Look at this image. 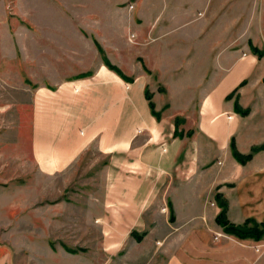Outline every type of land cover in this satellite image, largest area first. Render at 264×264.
I'll use <instances>...</instances> for the list:
<instances>
[{"label": "crops", "instance_id": "crops-1", "mask_svg": "<svg viewBox=\"0 0 264 264\" xmlns=\"http://www.w3.org/2000/svg\"><path fill=\"white\" fill-rule=\"evenodd\" d=\"M105 1L122 4L116 13L127 14L136 35L130 42L127 29L106 27L99 38L109 62L129 80L102 61L90 68L85 46L74 58H88L79 71L51 76L54 87L40 91L57 95L68 115L36 116L33 150L41 170H62L96 143L111 156L116 193L129 197L125 209L132 217L124 226L146 225L142 215L154 195L174 197L188 185L203 188L195 195L210 189L217 208L203 197L197 206L190 193L185 208L194 203L201 214L214 213L222 230L216 217L223 205L229 224L263 225L264 149L241 162L233 147L246 156L264 143V56L251 49L264 50L254 40L264 34V18L253 14L264 0ZM26 41L23 65L38 67L42 55ZM52 66L55 73L61 67ZM174 204L169 196L171 212ZM195 242L191 264H264V237L227 234L211 247L200 236ZM183 257L170 264H185Z\"/></svg>", "mask_w": 264, "mask_h": 264}, {"label": "rangeland", "instance_id": "rangeland-1", "mask_svg": "<svg viewBox=\"0 0 264 264\" xmlns=\"http://www.w3.org/2000/svg\"><path fill=\"white\" fill-rule=\"evenodd\" d=\"M119 5L105 0H0V264H170L180 253L191 264L198 236L211 247L229 234L214 222V213L197 210L201 197L217 208L212 191L195 195L203 188L193 185L174 197L154 195L142 215L146 225H122L132 217L125 209L129 197L116 193L111 156L96 143L62 170L39 167L33 150L37 114L68 115L57 95L40 89L54 87L49 81L54 74L66 77L79 71L88 58H74L84 46L91 47L90 68L101 61L107 65L99 40L106 27L127 29L129 41L135 40L127 14L116 13L123 10ZM256 5L253 14L264 18V3ZM23 39L28 49L42 55L38 67L23 65ZM254 40L264 48V34ZM53 62L61 65L58 70L70 71L55 73ZM50 121L73 124L69 119ZM188 193L196 199L193 209L185 208ZM169 196L175 212L168 206Z\"/></svg>", "mask_w": 264, "mask_h": 264}, {"label": "trees", "instance_id": "trees-1", "mask_svg": "<svg viewBox=\"0 0 264 264\" xmlns=\"http://www.w3.org/2000/svg\"><path fill=\"white\" fill-rule=\"evenodd\" d=\"M251 49H252L253 53L259 55L260 57L264 56V50L262 51L254 45H251ZM107 66L110 69L116 71L125 80H129L128 77L123 75V73L121 72V70L118 67L111 64L109 61L107 62ZM236 90L237 89H235V91ZM149 98H150V95H149ZM151 105H152V102H151ZM248 112H249V110H245L244 113L247 114ZM260 149H264V143L260 146L253 148L252 152L246 156L239 154V152L234 147H233V152H234L235 157H237L241 162H245V160L251 158L253 152L258 151ZM216 221L220 226H222L225 229V231L227 233L234 234L240 238H253L255 240H259V239H262L264 237V224L263 225L253 224V225L247 226V227H236L234 225L229 224V222L227 221V218H226V207H225V205H223L222 211L216 217Z\"/></svg>", "mask_w": 264, "mask_h": 264}, {"label": "built area", "instance_id": "built-area-1", "mask_svg": "<svg viewBox=\"0 0 264 264\" xmlns=\"http://www.w3.org/2000/svg\"><path fill=\"white\" fill-rule=\"evenodd\" d=\"M129 8L130 9L134 8V4L129 5ZM200 15H202V13H200Z\"/></svg>", "mask_w": 264, "mask_h": 264}]
</instances>
